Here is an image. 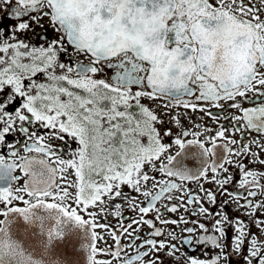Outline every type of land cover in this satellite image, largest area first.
Masks as SVG:
<instances>
[{"label": "snow or ice", "instance_id": "1", "mask_svg": "<svg viewBox=\"0 0 264 264\" xmlns=\"http://www.w3.org/2000/svg\"><path fill=\"white\" fill-rule=\"evenodd\" d=\"M262 154L264 0H0V264H264Z\"/></svg>", "mask_w": 264, "mask_h": 264}, {"label": "flooded vegetation", "instance_id": "2", "mask_svg": "<svg viewBox=\"0 0 264 264\" xmlns=\"http://www.w3.org/2000/svg\"><path fill=\"white\" fill-rule=\"evenodd\" d=\"M8 23L9 24H15L16 23V21H14V20H10V21H8ZM42 23H44V25H45V27H47L48 28V34H50L51 36H55L56 35V33L50 28V27H48V25H47V21L45 20V21H43ZM34 28H36V26L34 25L33 26ZM36 31L37 32H43V29H40V28H36ZM51 32V33H50ZM29 34H32L31 32H29ZM24 38L26 39V38H28V35L26 34L25 36H24ZM34 43H40L41 41L39 40V38L38 37H35L34 35H33V40H32ZM36 79L38 80V81H43L44 80V76H43V74H39L37 77H36ZM213 111H215V109H213ZM188 115L189 116H192V119L196 122V123H207L208 125H211V126H215V125H212V122L207 118V117H205L204 118V120H201L200 119V117L202 116V113H199V112H196V113H193V112H191V110H189L188 111ZM183 123H184V125H185V127H191V123L187 120V119H184V121H183ZM178 130V129H177ZM176 130V131H177ZM176 131H174V133L176 132ZM165 142L167 143V142H170V140H168V139H166L165 140ZM262 156H264V154H262ZM247 163V162H246ZM250 167H256V168H260L261 166L260 165H249ZM232 171H236L235 169H232ZM238 178V177H237ZM189 186L190 187H193L194 189H195V185L194 184H189ZM205 187H207V188H215V186L213 185V184H206L205 185ZM125 191H128V189H127V187H125ZM227 197H220L219 198V200L222 202L224 199H226ZM229 209H231V205L229 206ZM126 215H134L133 213H128V212H126L125 213ZM179 215V213L177 214V216ZM236 215H239V213H236ZM172 218H176V216H172ZM146 231H147V229H146ZM113 242H112V240H111V238L110 237H108V244H112ZM101 247H104V244L103 243H101ZM191 254H193V255H196V254H198V252L197 253H191Z\"/></svg>", "mask_w": 264, "mask_h": 264}, {"label": "rangeland", "instance_id": "3", "mask_svg": "<svg viewBox=\"0 0 264 264\" xmlns=\"http://www.w3.org/2000/svg\"><path fill=\"white\" fill-rule=\"evenodd\" d=\"M34 26V25H33ZM51 33V32H50ZM28 38H26L27 40H33V34H29L27 33ZM145 104H148L149 102L147 100L143 101ZM159 111V110H158ZM163 119L165 120V127H170L172 128L173 132L177 130L176 126L172 123H169V117H163ZM169 140V139H168ZM165 142V141H164Z\"/></svg>", "mask_w": 264, "mask_h": 264}]
</instances>
